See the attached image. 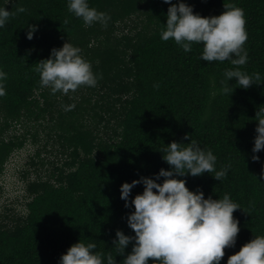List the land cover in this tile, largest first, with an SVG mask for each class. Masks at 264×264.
Instances as JSON below:
<instances>
[{
    "label": "trees",
    "instance_id": "trees-1",
    "mask_svg": "<svg viewBox=\"0 0 264 264\" xmlns=\"http://www.w3.org/2000/svg\"><path fill=\"white\" fill-rule=\"evenodd\" d=\"M185 2L202 16L224 10V0ZM231 2L245 18L243 65L203 61L202 45L196 42L186 52L172 38L161 40L168 7L164 0H88L108 14L106 26L85 25L68 12L67 0H0L13 12L24 8L0 27V70L7 74L0 96V183L29 137L36 142L44 135L59 154L51 170L42 172L44 163L32 158L34 170L20 173L22 209L0 212V264H58L79 239L96 243L93 251L101 254L102 264L108 254L119 264L134 241L119 253L112 243L115 230L134 234L126 215L134 207L131 197L143 189L141 183L133 186L126 208L119 185L170 167L159 149L172 140L194 139L212 150L217 169L230 165L220 180L206 171L177 177L205 197L227 192L241 207L233 210L239 228L235 245L224 248L219 264H226L228 255L253 236L264 235V148L255 153L260 160L250 159L255 113L264 106V0ZM29 24L37 26L31 39L25 35ZM66 40L80 48L97 82L51 93L39 84L34 68ZM234 67L258 72L260 78L242 88L235 77L224 78V70ZM222 86L233 91L221 93ZM69 104L73 107L65 109Z\"/></svg>",
    "mask_w": 264,
    "mask_h": 264
},
{
    "label": "clouds",
    "instance_id": "clouds-1",
    "mask_svg": "<svg viewBox=\"0 0 264 264\" xmlns=\"http://www.w3.org/2000/svg\"><path fill=\"white\" fill-rule=\"evenodd\" d=\"M164 2L168 7L166 23L160 30L161 40L172 38L186 52L192 42L199 43L202 45L200 58L203 61L227 59L232 65L246 63L247 50L243 43L247 39V31L241 7L231 0H224V10L220 14L202 16L193 12L192 6L185 0ZM5 4L0 5V27L6 24L11 15L24 11L23 6H17L13 12L6 9ZM67 10L81 18L85 25L99 22L106 26L109 19L106 12L89 6L88 0H67ZM36 27L34 24L27 25V39L32 38ZM34 71L39 73V84L47 87L51 93H68L80 85L94 86L97 82V74L93 73L90 62L80 54V48L68 40L60 47H52L47 58L36 62ZM6 75L0 70V96L5 94L3 84ZM233 77L236 78V85L248 88L259 80L260 74H248L239 67L224 70L227 81ZM153 86L158 87L155 83ZM232 91L233 88L227 86L220 88L221 93L230 94ZM64 107L70 109L73 105ZM255 120L250 159L258 161L260 157L255 153L264 148V106H258ZM184 135L188 137L187 133ZM159 151L170 167H161L153 174L155 178L140 176L119 185V195L126 208L129 206L130 190L137 183L143 185L142 191L131 197L130 202L134 207L126 215V223L134 234L127 235L120 229L115 230L112 243L119 253L130 241H134L131 250L119 264H148L149 258H153L151 264H219L224 248L235 245L239 228L233 210L241 207L227 192L218 198L211 195L205 197L202 190H190L185 180L177 177L206 171L220 180L230 165L217 169V158L212 150L201 148L194 139L188 143L172 140ZM260 175L264 178V162H261ZM160 177H163L162 181L157 182ZM24 194L23 188V201ZM95 248L94 241L79 239L60 255L58 264H102L101 254L93 251ZM105 259L106 264H117L111 254ZM226 264H264V235H255L243 243L238 251L228 255Z\"/></svg>",
    "mask_w": 264,
    "mask_h": 264
},
{
    "label": "rangeland",
    "instance_id": "rangeland-1",
    "mask_svg": "<svg viewBox=\"0 0 264 264\" xmlns=\"http://www.w3.org/2000/svg\"><path fill=\"white\" fill-rule=\"evenodd\" d=\"M17 130L18 135L24 133L21 126H18ZM43 136L44 135L36 142L29 137L26 147L15 153L8 163L1 185L0 212L8 210L9 212L6 213H10L11 210L20 211L22 209L21 204H23V200H21V196L24 186L20 173L28 168L34 170V168H32L34 166L31 165L32 158L35 159V162L44 163V166H39L42 172L51 170L53 167L52 162L56 164L58 161V149L47 144ZM38 151L40 152V156L36 158L35 155Z\"/></svg>",
    "mask_w": 264,
    "mask_h": 264
}]
</instances>
